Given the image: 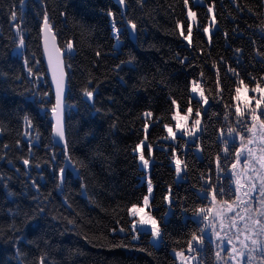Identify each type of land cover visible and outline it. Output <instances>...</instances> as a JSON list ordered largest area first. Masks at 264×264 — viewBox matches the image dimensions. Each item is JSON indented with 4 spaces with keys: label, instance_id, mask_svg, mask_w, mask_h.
<instances>
[{
    "label": "trees",
    "instance_id": "trees-1",
    "mask_svg": "<svg viewBox=\"0 0 264 264\" xmlns=\"http://www.w3.org/2000/svg\"><path fill=\"white\" fill-rule=\"evenodd\" d=\"M45 17L68 74L63 147L52 136ZM241 80L243 108L258 98L256 82L264 87V0H0V264H237L228 244L240 247L237 228L230 219L222 228L215 213L235 200L238 174L242 191L255 185L246 207L259 208L264 176V141L247 131V113L242 122L235 114ZM177 123L195 130L183 134ZM213 189H223L216 202L205 197ZM145 195L144 210L161 225L158 245L149 228L132 229L128 209L144 207ZM233 207L229 218L244 215ZM199 208L212 209L208 221ZM236 220L243 230L247 221ZM193 233L202 242L189 252Z\"/></svg>",
    "mask_w": 264,
    "mask_h": 264
},
{
    "label": "snow or ice",
    "instance_id": "snow-or-ice-1",
    "mask_svg": "<svg viewBox=\"0 0 264 264\" xmlns=\"http://www.w3.org/2000/svg\"><path fill=\"white\" fill-rule=\"evenodd\" d=\"M123 0H121V3ZM185 4H187L188 0H184ZM211 11V9H209ZM189 17H194L195 13L189 11L188 13ZM16 18L15 13H12V19L14 20ZM131 23V22H129ZM48 27L47 17H45V28ZM131 27L134 29L136 26L135 24H131ZM192 28L191 25L188 27V32L191 34ZM205 32L208 31L207 28L204 29ZM181 35H183V32H181ZM186 40L188 39L187 36L184 37ZM22 43V41H21ZM68 48H71V44L68 45ZM54 80H56V87H57V100L56 105L53 107L52 111L56 114L57 122L55 127L56 134L63 139L64 138V130L63 125L61 122L60 112L61 109V93L63 91V75L61 72L60 78H56L54 76ZM241 85H243L245 93L249 90L248 86L244 84V82L241 80L237 83V86L235 88V97L234 99L238 102L235 114L237 116L238 121L242 122L246 116V113L248 114V117L251 120V126L247 129V131L252 134V136L259 135L260 139L264 141V120L260 118V116H264V87L260 86V83L257 81L255 87H252L250 90L253 93L258 94V98L256 96H253L251 98H245L243 101V108L239 106V102L241 101ZM192 92H200L201 98H204L203 92L199 89L197 86V83L194 81L192 86ZM86 95L88 97H91L93 95L92 92L86 91ZM252 100H255V106L253 107L251 102ZM205 103L207 102L206 98H204ZM173 104L176 103L175 100L172 101ZM189 113L192 112L191 107L187 109ZM259 111V115L257 112ZM146 115H151V113H146ZM197 116H199V112L196 113ZM173 120H178L177 115H173ZM187 119V117H185ZM200 123L199 120H196L194 122L195 125H198ZM257 126H259L258 133L254 130L257 129ZM167 128L168 126L165 125ZM178 130H181L183 134L191 135L192 132L195 130L194 128L192 130H186L184 129V126L180 123H177L176 125ZM229 134L231 135L234 131V129L229 128ZM169 135L175 138V133L172 131L171 128H168ZM244 137H241V149H237L236 152V159L239 160L242 153V149L245 148V145L243 143ZM253 140L250 138L248 143H252ZM141 144H144V141H141ZM137 149L140 148V145L138 144ZM149 149L151 146H148ZM249 158L251 159L252 156V149H247ZM261 152H264V147H261ZM140 160L143 162V166L147 168L148 166V160L145 159L144 155L141 153ZM261 168L264 169V156L259 157ZM25 164L28 163V161H24ZM247 167V165H246ZM233 168H235V165H233ZM176 170L177 172H180L181 170V161L176 160ZM63 171V170H61ZM252 177H248V180L251 181ZM246 187L245 184L241 183V177L240 174L237 175L236 179V188H235V200L231 203L229 201H223L222 204L224 205L223 208L218 209L215 213L216 217L221 218V227H224L223 220L224 219H230L229 228H237V233L235 235L236 240L239 242L240 247L237 248L235 244H233L232 239L228 240V244L232 245L230 258L233 260H237V264H240L241 260L246 259V264H254L255 261V255L257 250H259V254L261 257L260 264H264V239H261V237H264V176H261V200H260V207L259 208H251L246 207V205L250 204L253 197H251L250 193L253 191L255 185H248L247 191H242ZM152 184L149 180L148 182V193H152ZM217 195H223V189H213L210 193H205V197L210 196L211 200L213 202H216ZM242 196L248 197V200L242 199ZM165 200L171 204V201L168 196H165ZM143 205L144 207H138L136 204H133L129 209L130 215L134 218L132 223V229L133 231H136L138 229L143 230L145 227H148L151 235L153 238H159L162 235L161 225L160 222L153 216H151L149 213L144 211V208L149 206V195H145L143 197ZM233 205H236L240 207L241 211L244 213V215H241L240 212L236 213V217H239L241 221H247L244 224L243 230H241L237 226V220L236 217L229 218L228 213L234 211ZM212 209H205V208H199L196 210V215L198 217H202L203 220L208 221L209 216L206 214V212H211ZM255 213V215H253ZM123 231V229H121ZM203 230L201 229V233ZM241 234L243 235V239H241ZM217 236H219V232L216 233ZM136 237H134L135 239ZM193 241L197 243V246L202 242L201 236H197L195 233L192 234L191 240L188 241L189 245V252L193 250ZM251 242V246H249L248 242ZM176 256L181 259V261H187V257L184 256L183 251L177 252ZM217 257H219V253H217Z\"/></svg>",
    "mask_w": 264,
    "mask_h": 264
},
{
    "label": "water",
    "instance_id": "water-1",
    "mask_svg": "<svg viewBox=\"0 0 264 264\" xmlns=\"http://www.w3.org/2000/svg\"><path fill=\"white\" fill-rule=\"evenodd\" d=\"M125 8V5H123ZM48 22V20H47ZM130 33L132 37H134L132 28H130ZM41 46H42V54H43V61L45 63L46 74L50 80L51 91L54 96V106L56 105L57 100V87H56V80H54V76L56 78H60L61 72L63 75V91L61 93V109L60 117L61 122L63 125L64 135H65V118H66V110H65V99L68 93V74L66 70V63L64 53L59 45L57 36L55 35L53 29L50 27L48 22V27L45 28V20L43 21L41 27ZM91 100V97H88ZM50 120L52 122V136L55 144L59 147H63L65 145V138L61 139L55 132L56 127V114L51 110L50 112ZM66 164H70L68 160H66ZM9 167L12 165L9 163Z\"/></svg>",
    "mask_w": 264,
    "mask_h": 264
},
{
    "label": "rangeland",
    "instance_id": "rangeland-1",
    "mask_svg": "<svg viewBox=\"0 0 264 264\" xmlns=\"http://www.w3.org/2000/svg\"><path fill=\"white\" fill-rule=\"evenodd\" d=\"M145 212H147V213H149L150 215H151V213H150V211L149 210H144ZM152 216V215H151ZM146 228H148V227H146ZM153 239V241H154V243L156 244V245H158L159 244V238H152Z\"/></svg>",
    "mask_w": 264,
    "mask_h": 264
},
{
    "label": "bare ground",
    "instance_id": "bare-ground-1",
    "mask_svg": "<svg viewBox=\"0 0 264 264\" xmlns=\"http://www.w3.org/2000/svg\"><path fill=\"white\" fill-rule=\"evenodd\" d=\"M131 37H132V35H131ZM132 38H134V37H132ZM66 160H68V159H66ZM69 161V160H68ZM69 163L70 164H68L67 166H69V168L71 169V170H75L74 169V166L71 164V162L69 161Z\"/></svg>",
    "mask_w": 264,
    "mask_h": 264
}]
</instances>
